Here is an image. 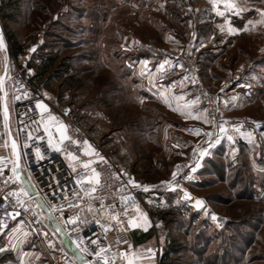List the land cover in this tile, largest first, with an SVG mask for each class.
Wrapping results in <instances>:
<instances>
[{
	"label": "rangeland",
	"instance_id": "obj_1",
	"mask_svg": "<svg viewBox=\"0 0 264 264\" xmlns=\"http://www.w3.org/2000/svg\"><path fill=\"white\" fill-rule=\"evenodd\" d=\"M8 3L12 4L5 11L9 17L4 20L0 14L4 41L0 80L10 122L7 56L12 54L7 32L24 49V54L13 58L28 77L34 75L29 64L38 66L45 56L57 59L50 77L36 91L53 108L68 107L72 118L113 160L131 162L129 171L135 179L156 183L169 177L172 165L189 156L209 133L205 105L195 94L197 84L216 97L223 122L202 150L200 164L186 178L188 195L171 193L163 202L140 205L153 230L151 256L157 260L170 241L180 252L173 257L176 264H264V187L254 200L253 188L244 185L235 132L237 127L264 132V23H258L264 0H233L244 9L238 15L225 11L220 3L224 16L216 14L210 0ZM229 25L241 31L229 33ZM246 25L248 30L243 31ZM179 58L190 59L186 72ZM165 59L169 63L159 71ZM152 70H157L161 85L173 87L172 93L170 88L163 92L178 99L179 119L165 112L161 103L146 100L143 93L151 94L147 88L156 83L149 78ZM197 97L193 108L200 118H195L192 129L199 130L198 135L186 129L191 121L183 120L188 99ZM146 116L176 120L178 132H157L158 126L155 135L146 136L142 132ZM222 125L225 132H219ZM169 141L173 149L167 164ZM256 149V164L262 166L264 149ZM8 156L15 161L12 149ZM153 156L165 158L162 166L152 167ZM252 175L249 170L246 177ZM197 200L203 202L199 207ZM157 221L161 227L155 229Z\"/></svg>",
	"mask_w": 264,
	"mask_h": 264
},
{
	"label": "built area",
	"instance_id": "obj_2",
	"mask_svg": "<svg viewBox=\"0 0 264 264\" xmlns=\"http://www.w3.org/2000/svg\"><path fill=\"white\" fill-rule=\"evenodd\" d=\"M7 57V93L17 151L21 156V180H15L10 167L0 171V230L8 228L15 221L21 223L35 239L49 264H105V256L110 264H121L122 254L132 232L129 221L136 217L137 207L144 201L163 202L168 194L178 193L183 196L186 192L188 173L200 164L202 150L223 122L218 113L216 97L197 84L195 94L205 105L209 133L189 156L172 165V172L177 173L175 178L170 175L157 183L140 181L120 168L110 155L91 140L89 133L72 118L68 107L55 109L46 103L43 96L30 86L28 76L19 69L13 56ZM188 61L190 59H178L183 72L188 70ZM1 100L2 90L0 124L3 121ZM37 101L46 105L47 110L42 112L38 109ZM60 124L66 127L65 134L69 137L62 142L58 131ZM50 136L53 144L60 147L61 151L49 147ZM85 140L94 150L92 155L85 154ZM72 141L79 143L74 144ZM25 144L29 147L25 148ZM36 148L41 150L43 159H37ZM68 153L76 156L77 160H70ZM88 161L92 163L85 169L83 164ZM93 169L98 173L95 179ZM130 180L134 184H130ZM144 186L149 191L145 192ZM21 187L29 192L28 196L20 197L25 202L23 206L17 203L16 197L8 196V193L18 192ZM38 204L43 205V208L37 207ZM49 215L51 220L48 219ZM113 216L116 219H112ZM70 219L76 223L68 222ZM57 225L62 229L60 232L65 245L60 244L56 238L54 230ZM100 225H104L107 231ZM160 227L161 222H155L154 228ZM49 241L54 246L50 247ZM100 248H104L105 252L97 257L95 253ZM76 255L81 262L75 259Z\"/></svg>",
	"mask_w": 264,
	"mask_h": 264
},
{
	"label": "crops",
	"instance_id": "obj_3",
	"mask_svg": "<svg viewBox=\"0 0 264 264\" xmlns=\"http://www.w3.org/2000/svg\"><path fill=\"white\" fill-rule=\"evenodd\" d=\"M156 72L157 70H152L149 73V78L156 79V83H153L148 88L146 87L147 89H152V91H150L151 94H147L146 92L143 94L147 95L148 99L146 100L161 103L165 112H169V114L176 117L177 120L179 119L178 117L180 111L179 107L177 106L178 99L176 98V100H174L172 96L167 97V91L165 93L163 92V90H165L166 88H170V93H172L173 87L170 85H161L160 79L156 76L158 74H155ZM184 96H186V93L184 94ZM229 100L230 99H227L226 104L229 103ZM188 101L193 100L188 99ZM194 105V103H186L185 113H187L188 111H192L193 113H195V108H193ZM1 108L3 114V121L0 124V158H2L0 159V169L6 167H10L12 169L14 166V161H11V158H9L8 153L9 149H12L11 143L13 140H15V133L13 136L10 134V132L14 131V126L12 129L13 118L12 122H10V118L7 115V120H5V104L3 101V97L1 100ZM176 120H172V118H158L155 116H146L142 118V132L146 136H149L148 133L152 136L154 134L153 132H156L158 126L161 127L157 130V132H178V123H176ZM183 120L191 121L190 126L189 124H186V129L188 131L193 130L192 125L194 124L193 121H195V118H193L192 116L184 115ZM221 128L224 129L223 132H225L227 129L226 125H222ZM221 128L219 132H222ZM235 132H238V170H242L243 176L245 178L244 185L250 186L251 189L253 188L254 200H258V194L260 191L259 189L261 186L264 187V153L261 157L262 166H258L256 164V160L258 162L259 155L256 153V148L259 146L264 149V132H248L240 127H237L235 129ZM166 136L169 137L168 134L165 136L163 135V139L166 138ZM221 137L222 136L215 140L212 149L219 145ZM166 145V163L170 164V157L173 149V144L171 143V141H169ZM161 152H163V150ZM164 160V157L162 158L160 156H153L151 158L152 167L162 166ZM116 164L134 177V173L129 171L132 168L131 162L123 161L121 164H119L118 162H116ZM247 170H250V172L254 174L251 176V178L246 177L248 174ZM171 173L172 169L170 170L168 176H170ZM191 173L192 171L188 173V175H190ZM253 176H255V178H253ZM144 217V214L136 210V217L132 221H134L138 226L135 228L132 227V232L130 234L129 241L125 246L123 252V254L126 255H122L121 264H128L129 260H134V264H158L160 256H158L157 260L154 261L153 257L151 256V253L147 251V249H152L153 230L145 222ZM54 233L59 243L65 245V239L61 232H56L54 230ZM18 241H22V243H19ZM13 245H15V247H13ZM22 252L28 253V255L24 257L26 264H49L47 257L45 256V254L42 253L35 239L28 233V231L24 228L21 223L15 221L8 228L0 230V264H19V257ZM75 259L78 262H81L79 256L76 255Z\"/></svg>",
	"mask_w": 264,
	"mask_h": 264
},
{
	"label": "snow or ice",
	"instance_id": "obj_4",
	"mask_svg": "<svg viewBox=\"0 0 264 264\" xmlns=\"http://www.w3.org/2000/svg\"><path fill=\"white\" fill-rule=\"evenodd\" d=\"M210 3L212 4L213 6V10L216 11V14L219 15V16H224L225 15V11H231L233 12L234 14L238 15L240 11H243L244 9H240L237 7V5H235L233 3V0H210ZM220 3H223L224 5V9L225 11H221L219 8H218V5ZM260 15L262 17L261 21H258V23H264V11H260ZM252 22L249 21V24H251ZM225 24H229L228 20H225ZM223 30V29H221ZM243 31H247L248 30V26L246 25L244 29H242ZM228 31L229 33H237L239 31H241V29H235V28H232L230 25L228 27ZM4 47V41H3V36L0 35V49H2ZM145 65L147 64V61H144L143 62ZM169 61L167 59H165L163 61V63H161L158 67V70L159 71H163L165 69V65H168ZM3 81L0 80V85H2ZM2 90V89H0ZM17 99H19V97H17ZM199 100V98L197 97L196 100L194 101H189L187 103L189 104H192V103H196L197 101ZM37 108L40 109L42 112L43 111H46L47 108H46V105H44L43 103L37 101ZM206 111V110H205ZM4 112H5V120H7V108L5 107L4 109ZM185 115L187 116H192L193 118H196V119H199L200 117L198 115H196L195 113H193L192 111H188L187 113H184ZM51 119H55L54 117H52ZM205 122H207V119L205 118ZM47 131V129H45ZM58 131L60 133V140L61 142L64 141V140H67L69 139V137L65 134L66 133V127L63 125V124H60L59 127H58ZM195 132V134H199V130H192ZM221 131L223 132L224 129L221 128ZM29 139H31V135H29ZM229 139H231V137H229ZM74 144L76 143H79L78 141H72ZM48 144H49V147L50 148H53L55 151L59 152L61 151V148L54 145L53 144V140H52V137L50 136L49 137V140H48ZM84 144L87 146V149L85 151V154L86 155H92L94 153V150L91 148L90 145H88V141H84ZM25 148L29 147L28 144H25L24 145ZM11 148H12V155L16 157L15 161L13 162L14 166L12 168V175L15 177V180L16 181H20L21 180V174H20V159H21V156L19 154V152L17 151V148H18V145H17V142L15 140L12 141L11 143ZM35 152H36V156H37V159H43V156L41 155V150L39 148H36L35 149ZM69 159L70 160H77V157L74 156L72 153H68L67 154ZM2 159V158H0ZM101 160H103L104 158L103 157H100ZM92 162L91 161H88L87 163H84L83 164V167L85 169L89 168V165L91 164ZM75 171V169H73ZM0 171H2V169H0ZM93 173H94V176H93V179H95V177H98V173H95V169L92 170ZM177 175V173H173V178H175V176ZM85 179H89L88 177H85ZM98 182V181H97ZM130 184H134V181H129ZM136 187H141L140 185H135ZM143 190L145 192L149 191V188L147 186H144L143 187ZM29 195V192L21 187L19 189L18 192H10L8 193V196H14L16 197V200H17V203L21 204L22 206L24 205V201L20 199L21 196H28ZM188 194L185 193V196H187ZM5 199H7V197H5ZM122 200H124L125 198L124 197H121ZM203 202L200 201V200H197L196 201V206L199 207ZM70 207L72 205H69ZM37 207H40V208H43V205H40L38 204ZM138 212H139V207H137L136 209ZM48 219L51 220L52 217L51 215L48 216ZM112 219H116L115 216L112 217ZM213 219L215 220L216 217L213 216ZM144 220L145 222L147 223V217L145 216L144 217ZM68 222L70 223H76L75 220H72L70 219ZM99 223V222H97ZM129 225L133 228L137 227L138 225L134 222V221H129ZM101 227H104L105 228V231H107V228L104 226V225H100ZM146 230V229H145ZM55 231L56 232H60L62 231V229L59 227V225L56 226L55 228ZM46 236V234H45ZM19 243H22V241H18ZM75 243V242H74ZM92 243H96V241H92ZM49 246L52 247L54 246L53 245V242L52 241H49ZM13 247H15V245H13ZM77 247H79V244H77ZM81 251H86V249H81ZM147 251L149 253H152V249H147ZM105 252V249L104 248H100V250L98 252L95 253V255L97 257H100L101 256V253H104ZM28 255V253L26 252H22L20 257H19V264H26V261L24 259V257ZM122 255H126V254H122ZM104 261H105V264H110V262L107 260V257L105 256L104 257ZM128 264H134V260H129L128 261Z\"/></svg>",
	"mask_w": 264,
	"mask_h": 264
},
{
	"label": "trees",
	"instance_id": "obj_5",
	"mask_svg": "<svg viewBox=\"0 0 264 264\" xmlns=\"http://www.w3.org/2000/svg\"><path fill=\"white\" fill-rule=\"evenodd\" d=\"M2 2L0 6V14L1 17L5 20L9 16L6 14V10H11L10 5L8 3L9 0H0ZM8 5V6H7ZM7 41L10 45V52L14 58H18L20 55L24 54L23 47L19 46L15 40V36L7 32L6 35ZM57 59L54 56H45L41 59V64L38 66H33L32 64L28 65V69H32L34 71V75L32 77H28V81L30 86L37 90V87L43 82H46L53 72V68L56 65ZM70 85H74V81L70 83ZM167 197V196H166ZM180 254L175 243L168 241L166 245L163 247V251L161 256L159 257L158 264H176L173 257H176Z\"/></svg>",
	"mask_w": 264,
	"mask_h": 264
},
{
	"label": "water",
	"instance_id": "obj_6",
	"mask_svg": "<svg viewBox=\"0 0 264 264\" xmlns=\"http://www.w3.org/2000/svg\"><path fill=\"white\" fill-rule=\"evenodd\" d=\"M1 32H2V27H1V24H0V35H1ZM173 173L174 172L171 173V176H173Z\"/></svg>",
	"mask_w": 264,
	"mask_h": 264
}]
</instances>
